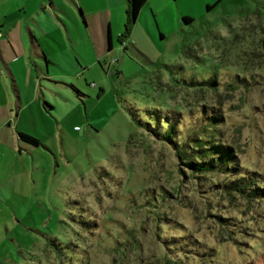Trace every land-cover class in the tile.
I'll return each instance as SVG.
<instances>
[{
    "label": "rangeland",
    "instance_id": "374dc122",
    "mask_svg": "<svg viewBox=\"0 0 264 264\" xmlns=\"http://www.w3.org/2000/svg\"><path fill=\"white\" fill-rule=\"evenodd\" d=\"M79 2L100 31L70 32L78 77L47 82L56 109L37 115V132L27 124L39 143L0 158V264H264V197H224L179 175L172 148L139 124L161 107L182 136L200 105L216 108L218 141L264 187V0H145L130 32L124 0Z\"/></svg>",
    "mask_w": 264,
    "mask_h": 264
},
{
    "label": "crops",
    "instance_id": "0c3cea01",
    "mask_svg": "<svg viewBox=\"0 0 264 264\" xmlns=\"http://www.w3.org/2000/svg\"><path fill=\"white\" fill-rule=\"evenodd\" d=\"M87 10L84 14L79 0H39L34 6L29 0H0V158L25 150L21 143H28L19 140L17 132L30 133L29 121L37 132V115L45 118L56 109L43 92L49 86L47 82L78 77L81 65L70 32L100 31L88 25L85 16L92 11ZM53 17L66 32L56 35L49 32L55 26ZM106 28L107 49H110V22ZM54 101L57 102L56 98Z\"/></svg>",
    "mask_w": 264,
    "mask_h": 264
},
{
    "label": "trees",
    "instance_id": "16d2710c",
    "mask_svg": "<svg viewBox=\"0 0 264 264\" xmlns=\"http://www.w3.org/2000/svg\"><path fill=\"white\" fill-rule=\"evenodd\" d=\"M144 2L145 0H126V17L123 32H129V29ZM182 20H184V22H190L191 18L183 16ZM183 47L184 46H182V50ZM176 68L178 73L182 71L179 65H177ZM179 80L183 86L195 87L197 89L201 87H207L211 89L213 86L212 78L199 80L197 77L185 79V77L182 76L181 78L179 77L176 82ZM200 82L204 84H201ZM153 110L154 109L152 108H145L144 112L145 114L150 115L153 113ZM157 110L158 117L157 119L155 118L154 122H151V124H139H142L144 126H142V128H144L147 132H154V135H157V138L165 141V143H167L172 148L177 163L182 166L178 167L177 169L179 175L183 177H185V175L188 177H193L198 181L199 186L208 187L209 190L214 191L216 189V191L222 192L223 195H225L224 197L231 198L236 194L247 199V201L264 197V187L261 186L258 180L253 179V174L246 173L244 171L240 172L242 169L236 163L235 150L232 148V146L218 141L216 137L218 132L216 127L222 117L216 108L200 105L198 110L199 116H196V119H193L190 122L193 128L187 130V127L185 133L182 136L178 135L177 131L175 133V127L173 125L174 122L170 120L172 115L168 116L167 114V118H161V107H159ZM162 123L165 124L163 131H161L159 134H156L154 131L155 126L157 124L161 125ZM17 137L19 140L32 146H36L39 143L37 138L27 133L17 132ZM184 171H186L187 174H185ZM217 176H222V180L218 181L216 179ZM205 181H208V183ZM216 217L222 222H226L229 219L225 217ZM222 230L224 232L229 231L228 229L224 230L223 228ZM161 240L164 241V246L168 250L187 251L190 254L192 253L191 255L206 256L208 257V261H211L210 259H212L209 258V254L202 253L201 250H192V247H194V243L192 241H189L187 246L186 244H175L171 241L175 240L173 238L162 237ZM50 243L53 246L56 245L54 243V239L50 240ZM168 246H170V248ZM185 246L187 247L185 248ZM55 247L57 251L60 250L58 246ZM216 254H219L218 250H216ZM190 257L193 259L192 256Z\"/></svg>",
    "mask_w": 264,
    "mask_h": 264
}]
</instances>
